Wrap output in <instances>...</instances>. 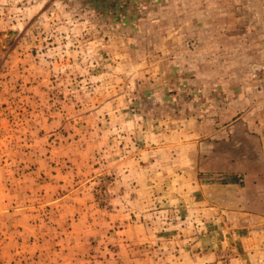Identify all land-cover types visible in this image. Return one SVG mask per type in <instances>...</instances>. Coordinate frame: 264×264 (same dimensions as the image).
Returning <instances> with one entry per match:
<instances>
[{
  "label": "rangeland",
  "instance_id": "1",
  "mask_svg": "<svg viewBox=\"0 0 264 264\" xmlns=\"http://www.w3.org/2000/svg\"><path fill=\"white\" fill-rule=\"evenodd\" d=\"M0 264H264V0H0Z\"/></svg>",
  "mask_w": 264,
  "mask_h": 264
},
{
  "label": "crops",
  "instance_id": "2",
  "mask_svg": "<svg viewBox=\"0 0 264 264\" xmlns=\"http://www.w3.org/2000/svg\"><path fill=\"white\" fill-rule=\"evenodd\" d=\"M235 183H237V182L234 181V184L231 185V187H232V188H239L240 186L238 187V185H235ZM212 187H213V188L215 187V188H218V189H219V188H221V187H223V186L219 185V186H212Z\"/></svg>",
  "mask_w": 264,
  "mask_h": 264
}]
</instances>
